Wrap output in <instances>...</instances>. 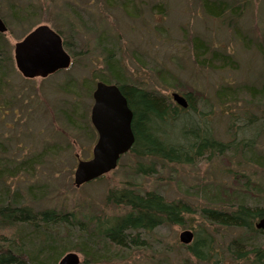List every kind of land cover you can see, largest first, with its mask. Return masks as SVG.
<instances>
[{"label":"rangeland","instance_id":"rangeland-1","mask_svg":"<svg viewBox=\"0 0 264 264\" xmlns=\"http://www.w3.org/2000/svg\"><path fill=\"white\" fill-rule=\"evenodd\" d=\"M13 1L14 14L9 7L13 2L0 0V16L8 27L3 34L5 47L12 58L11 74L0 88V160L26 163L27 168L7 183L1 180L0 191L7 188L11 197L18 195L20 203L34 212L55 210L81 218H110L123 211L108 203L107 195L123 187L155 190L168 202L182 201L198 212L212 208L210 204L221 190L240 191L250 180L256 194L249 198L251 205L260 203L264 208V163L257 162L264 154V135L257 137L254 163L246 162L244 154L230 151L210 160L200 159L191 167L154 162L155 173L145 175L137 172L133 156L122 160L118 169L102 180L80 188L74 183L79 160L92 158L98 140L91 123L93 93L99 81L111 80L108 55L120 65L126 81L169 97L173 104L172 95L182 89L198 93L199 110L213 111L209 118L221 143L231 142L236 130L237 134L243 132L241 127H231L233 118L237 123L252 117L262 119L261 99L257 105L249 97L264 88V0H248L250 5L238 21L237 32L223 22L225 18L208 17L202 0H130L129 7L121 6L128 0ZM42 25L60 32L73 64L47 79L27 80L17 70L15 46ZM201 44L209 54L198 61L197 45ZM212 54L229 56L231 66L211 69L202 64L209 63ZM221 94L229 98H221ZM256 124L262 129L261 122ZM253 135V131L243 134L245 138ZM151 163L141 164L149 171ZM185 222L183 227L162 226L142 234L143 247L120 251L118 260L100 264H198L180 241L183 232L194 234L193 245L198 234L212 237L215 251H227L229 243L241 237L238 230L203 223L199 214L186 217ZM3 233L10 235L8 230ZM51 235L56 242L69 237L65 228ZM75 236L71 238L77 244ZM253 239L254 245L264 248V235ZM69 253L78 254L81 264L86 261L78 251Z\"/></svg>","mask_w":264,"mask_h":264},{"label":"trees","instance_id":"trees-1","mask_svg":"<svg viewBox=\"0 0 264 264\" xmlns=\"http://www.w3.org/2000/svg\"><path fill=\"white\" fill-rule=\"evenodd\" d=\"M11 2L13 3L9 7L13 13L15 3L13 0ZM129 2L130 0L125 1L121 6H132ZM249 5L248 0H202L203 11L208 17L225 18L223 22L236 32L238 21ZM19 19L24 20V17ZM57 33L60 34L59 31ZM6 45L5 35L0 34V88L3 79L11 74L9 62L12 58ZM65 46L67 47L66 43ZM197 46L196 57L199 61L209 52L202 44ZM108 57L111 80L99 82L120 87L134 113L133 131L136 142L131 152L121 161L134 156L137 172H144L145 175L148 172L155 173L154 162L191 167L197 165L200 159L208 157L210 160L230 151L244 154L246 162H256L258 156L256 157V153L253 155V152L257 148V137L264 135V114L260 120L252 117L242 123H237V119L233 118L231 127L239 130L243 128V132L237 134L236 130L231 142L221 143L211 126L209 116L213 111L199 110L198 99L201 96L198 93L184 89L180 91L179 94L182 93L188 103V108L183 109L173 104L169 97H162L141 85L126 81L120 65L112 59V54ZM220 57L219 54H212L209 63H201L211 69L215 66H220L221 69L231 66L229 56ZM250 96L253 103L261 99L259 103L264 105V88ZM220 97L229 98L227 94ZM222 113L228 114L226 111ZM257 122H261L262 129L257 126ZM251 131L255 133L252 138L243 136ZM258 159V163H264V154ZM147 160L153 162L147 167L149 171L141 164ZM26 166V163L15 165L2 158L0 184L1 180L7 183L8 179L17 177L20 171L26 170ZM102 179L104 177L100 180ZM250 186L252 183L248 180L240 191L225 188L221 190L222 195H215V202L210 204L212 208H201L198 212L182 201L168 202L158 191L142 192L136 186L123 187L107 195V202L123 211L121 215L110 218H81L74 213L63 214L55 210L34 212L33 208L20 203L18 195L11 197L6 188L0 191V264H58L71 251L83 254L86 260L84 264L118 260V252L128 253L129 248L143 247L144 241L140 239L142 234L151 233L162 226L183 227L185 218L196 214L209 226L227 231L238 230L241 233L239 239L229 243L227 251H215L212 237L198 234L195 244L186 247L187 253L198 264H230L229 261L231 264H264V248L262 244L254 245L253 239L264 235V232L256 229V224L264 219V208L259 207L260 203L251 205L249 198H255L256 194ZM62 228L67 230L68 239L54 241L51 234ZM4 230H8L10 235L4 234ZM76 234L79 241L77 244L71 238Z\"/></svg>","mask_w":264,"mask_h":264},{"label":"water","instance_id":"water-1","mask_svg":"<svg viewBox=\"0 0 264 264\" xmlns=\"http://www.w3.org/2000/svg\"><path fill=\"white\" fill-rule=\"evenodd\" d=\"M8 27L0 17V34H7ZM14 60L19 73L27 80L48 78L68 70L72 58L66 52L62 37L49 26L42 25L29 33L15 46ZM94 106L91 123L98 134L92 158L79 160L74 183L77 188L97 181L118 168L121 158L134 147L136 137L133 131L134 113L120 87L98 82L93 93ZM173 100L183 109L188 108L187 100L174 93ZM256 229L264 232V219ZM184 245L194 241V234L185 231L180 236ZM59 264H80L76 253H69Z\"/></svg>","mask_w":264,"mask_h":264}]
</instances>
